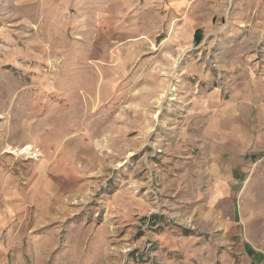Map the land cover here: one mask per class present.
<instances>
[{
    "label": "rangeland",
    "instance_id": "rangeland-1",
    "mask_svg": "<svg viewBox=\"0 0 264 264\" xmlns=\"http://www.w3.org/2000/svg\"><path fill=\"white\" fill-rule=\"evenodd\" d=\"M244 1L0 0V264L264 257V159L230 196L211 166L243 158L225 99L245 127L262 93L226 94L264 64Z\"/></svg>",
    "mask_w": 264,
    "mask_h": 264
},
{
    "label": "crops",
    "instance_id": "crops-1",
    "mask_svg": "<svg viewBox=\"0 0 264 264\" xmlns=\"http://www.w3.org/2000/svg\"><path fill=\"white\" fill-rule=\"evenodd\" d=\"M255 4H253L256 8L252 9L253 15L256 16V20L258 22V19L260 16L263 15V11H264V0H254ZM238 4H241V7L243 8L245 6V1L244 0H239ZM237 4L236 9L238 11L239 7ZM239 14V13H238ZM250 59V60H249ZM252 58L248 57L246 61V63L248 61L252 62L253 60H251ZM256 60L253 62L255 65L254 66H247L244 67L245 73L241 72L240 75L244 76L242 79H240L239 81L237 80H233V82H231V84H229V90L227 91L226 94L228 93H232V95H234L239 87L245 86L247 88L250 87H254L257 86L258 90L262 93H260V97L254 99V108L252 109L251 112V118L249 119V122L247 126H243V119L241 118V113H236L232 110V105L231 104V99L232 97H230V99H225V101H227L226 103H224V107L222 110H220V115L223 118L222 121V126L221 128L223 129V136H225V138L227 140H229V138H227V135H231L234 136V139L236 142L239 143L240 146L244 147V153L243 158L242 159H228L226 161L225 165H220L218 164V161H214L211 166L214 167L216 175L217 172L218 174H220L221 176H223V172L226 173L225 175L228 176H233L234 179H237L238 181L235 182L236 186H230L228 184H222V183H218L219 185V189L217 188L218 186H216L217 184H213L212 185V189H218L221 191H229V196H230V192L232 191H239L240 186L243 184L242 182H244V179L247 177L248 172L250 170V168L252 166H254V164L257 161H261L264 159V64L260 65L259 61L257 58H255ZM263 63V62H262ZM227 98V97H226ZM230 101V102H229ZM247 102V99L245 100ZM237 102V101H236ZM229 103L231 104V106H229ZM244 102L241 101L240 105L243 106ZM238 104V103H237ZM239 106V107H241ZM236 107V106H235ZM231 142V141H230ZM254 145V149H251V146ZM242 150V149H240ZM223 158V157H221ZM229 165V167L231 168V173L230 172H226L225 170H227V166ZM218 167V168H217ZM229 171V170H228ZM238 187V188H237ZM226 194V195H228ZM225 194L219 195L217 199H224L226 197ZM214 196V193L212 196H208V200L207 204L209 206V204L212 203L211 199ZM198 200V198H197ZM251 253V252H250ZM248 253L247 255L250 257L248 258V264H264V257L262 255H258V254H250Z\"/></svg>",
    "mask_w": 264,
    "mask_h": 264
},
{
    "label": "bare ground",
    "instance_id": "bare-ground-1",
    "mask_svg": "<svg viewBox=\"0 0 264 264\" xmlns=\"http://www.w3.org/2000/svg\"><path fill=\"white\" fill-rule=\"evenodd\" d=\"M31 149H32V146H28V147L24 150V152H30ZM32 156H33V157H34V156L37 157V156H39V154H38V153H35V154L32 155Z\"/></svg>",
    "mask_w": 264,
    "mask_h": 264
}]
</instances>
